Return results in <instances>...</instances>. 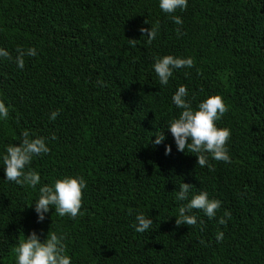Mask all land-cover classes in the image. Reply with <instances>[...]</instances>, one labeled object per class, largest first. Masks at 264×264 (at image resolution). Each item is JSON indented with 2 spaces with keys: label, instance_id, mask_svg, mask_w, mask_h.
I'll return each instance as SVG.
<instances>
[{
  "label": "trees",
  "instance_id": "16d2710c",
  "mask_svg": "<svg viewBox=\"0 0 264 264\" xmlns=\"http://www.w3.org/2000/svg\"><path fill=\"white\" fill-rule=\"evenodd\" d=\"M175 15L182 24L158 0H0V47L10 53L0 58V100L9 106L0 153L24 131L47 137L50 152L29 165L41 184L68 175L87 182L82 215L52 209L38 222L39 185L4 181L0 163V264H15V247L32 231L43 241L50 230L64 235L72 264H264V0H188ZM151 25L158 34L149 44L140 28ZM18 47L37 50L23 69ZM164 55L194 65L161 87L152 66ZM180 85L193 108L223 97L217 126L231 130L230 163L209 156L201 167L194 153L177 151L166 128L181 111L171 99ZM163 131L164 142L152 144ZM182 182L222 202L216 218L193 209L196 225L176 224ZM138 212L154 221L145 233L133 228Z\"/></svg>",
  "mask_w": 264,
  "mask_h": 264
},
{
  "label": "clouds",
  "instance_id": "9594fccd",
  "mask_svg": "<svg viewBox=\"0 0 264 264\" xmlns=\"http://www.w3.org/2000/svg\"><path fill=\"white\" fill-rule=\"evenodd\" d=\"M159 8L162 12L169 14L172 21L180 25L183 20L175 15L177 10H185L188 0H158ZM141 33H145L147 42L152 43L156 39L158 29L151 25V28H140ZM180 30L177 29L179 36ZM134 42L135 39H129ZM15 63L18 68L25 66L24 56H36L35 47L27 49L17 48ZM10 53L3 47H0V58H9ZM194 65L192 57H179L173 55H164L157 58L153 64V70L159 79L161 87L167 86L169 80L173 77L174 71L183 68H191ZM102 86L101 81H97ZM189 93L185 85H180L172 95V103L181 109L177 117L168 121L167 131L171 133L176 149L183 153H194L197 158V165L201 167L209 166V156L216 161L224 163L231 162V156L228 149V141L231 136V130L224 127H218L220 121L226 112V105L221 95H210L202 100L195 108L188 99ZM59 110L50 114L49 119L55 120ZM9 116V106L3 100H0V121H4ZM158 131V130H157ZM22 140L18 144H9L0 153V163L4 170V181L13 182L22 187L37 189L38 196L33 202L34 210L37 214L38 222H43L46 214L54 209V213L60 217L67 216L70 219H76L82 215V197L87 182L83 176H64L57 178L50 184H41L40 173L31 169L29 165L33 158L45 156L50 152L48 145L49 138L38 136L29 138V132H22ZM51 139H55L54 136ZM165 140L164 131L155 135L152 144L160 145ZM187 150V151H186ZM172 146L165 145V155L171 154ZM192 186L188 183H181L176 192V199L186 201L178 210L175 217L176 224L192 226L197 224V216L193 214V209L202 210L209 219L216 218L217 210L221 207V201L210 198L207 191L199 193L192 192ZM191 193V196H190ZM230 212L225 211L224 216L220 217L218 223L223 225L230 218ZM152 217L138 212L135 215L133 228L138 233H145L153 224ZM223 231H218L216 240L223 241ZM63 234H57L50 230L47 238L41 241V236L36 231H32L26 236L14 249L15 264H72V257L66 252Z\"/></svg>",
  "mask_w": 264,
  "mask_h": 264
}]
</instances>
